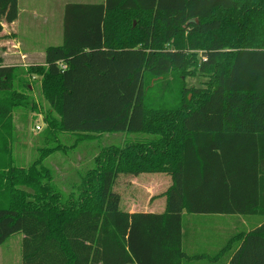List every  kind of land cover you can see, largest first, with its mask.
Returning <instances> with one entry per match:
<instances>
[{
	"label": "trees",
	"instance_id": "1",
	"mask_svg": "<svg viewBox=\"0 0 264 264\" xmlns=\"http://www.w3.org/2000/svg\"><path fill=\"white\" fill-rule=\"evenodd\" d=\"M3 16L17 18L18 0H0V33ZM172 73L207 80L175 93ZM38 76L45 141L78 137L39 149L26 168L14 155V113L39 109ZM126 132L143 136L103 147L68 192L55 181L51 156ZM157 173L173 180L166 211L121 210L117 178ZM184 211L260 216L217 257L232 250L230 264H264V0L68 3L63 43L42 66L0 58V246L21 232L24 264H183Z\"/></svg>",
	"mask_w": 264,
	"mask_h": 264
},
{
	"label": "rangeland",
	"instance_id": "2",
	"mask_svg": "<svg viewBox=\"0 0 264 264\" xmlns=\"http://www.w3.org/2000/svg\"><path fill=\"white\" fill-rule=\"evenodd\" d=\"M101 0H29L30 5H36V12H28L23 15L22 26L19 29L20 38L25 40L27 45H32L37 48L38 51H44L49 46L61 45L63 41V16H60L61 5L67 3H100ZM35 13V14H34ZM36 15V16H35ZM137 22H134L136 26ZM6 47L5 45L0 46ZM14 58H5L3 62L6 64L16 63ZM27 66H42L45 62L44 59L26 61ZM18 63V62H17ZM16 63V64H17ZM207 78L201 76H187L186 74L181 77V74L172 73L169 76L168 83L171 88H175V93L179 92L182 84L187 87L202 88L205 86ZM34 89L32 90V96L36 103L39 104L38 110H17L14 113L15 120V158L18 166L29 167L38 157L39 149L43 147H53L58 144L66 146H72L76 143L77 135L62 133L58 135L57 141L50 139L45 141V129L46 125L44 121V111L49 110L50 106L47 103L45 96L42 94L41 77L38 76L35 79L30 80ZM157 83L156 80L149 79L146 86H153ZM159 88L155 89L147 97V104L152 105L154 101L158 100L160 95L161 86L156 85ZM149 91V90H148ZM176 95V94H175ZM170 101V95L167 97ZM172 98V97H171ZM189 98L192 99V94H189ZM36 125H44L42 131H36ZM143 135L137 133H116V134H105L98 137L93 142H83L67 153H57L51 156L47 163L51 168L63 169V181L57 183L65 191L71 190L70 184L74 186L79 184L80 172L83 173L89 169L93 163V158L99 154L103 147L116 145L125 146L128 143L135 142L141 139ZM60 172H54L58 174ZM61 174H59L60 177ZM124 175H120L113 185L112 191L120 196V203L123 199L124 204L130 203L132 198L137 196L139 202H147L150 198L144 190V185L149 182L156 184V191L153 198H162L165 193L171 187L173 180L172 177L166 173L157 174H145L139 177L138 180L123 178ZM77 180V182H76ZM76 182V183H74ZM165 202V199H164ZM20 235H15L8 239L1 248L0 264H21L19 258H21L20 246L16 244L19 240Z\"/></svg>",
	"mask_w": 264,
	"mask_h": 264
},
{
	"label": "crops",
	"instance_id": "3",
	"mask_svg": "<svg viewBox=\"0 0 264 264\" xmlns=\"http://www.w3.org/2000/svg\"><path fill=\"white\" fill-rule=\"evenodd\" d=\"M102 2L104 0H101ZM100 2V3H102ZM68 4V3H67ZM89 4V3H85ZM60 16H63L64 23V9L65 5H61ZM37 6L30 5L29 0H18V16L14 21H8L5 16L1 18V23L3 31L0 33V46L5 45L6 47L0 48V58H14L16 63L3 64L8 66H15L18 68H27L28 65L26 61L44 59L46 48L44 51H38L35 46L27 45L25 40H22L19 36L20 28L22 26L23 15L30 12H36ZM35 14V13H34ZM36 16V15H35ZM63 35V32H62ZM63 43V41H62ZM62 45V44H61ZM57 46V45H55ZM59 46V45H58ZM50 47V46H49ZM13 59V60H14ZM15 122V120H14ZM45 125V124H44ZM43 125V126H44ZM14 154H15V148ZM52 168L53 172H60L55 175V181H63V169ZM59 174L60 177H59ZM124 175V174H121ZM139 176L133 175H124L126 179H139ZM149 182L144 185V190H146L149 199L147 202H139L137 196L132 198L130 203L124 204L123 199L120 203V209L128 213H137V212H149L162 214L166 211L167 198L164 195L162 198H153L156 191V184L152 183L150 178ZM59 183V182H58ZM165 199V202H164ZM185 222H184V252L187 251V258L183 260V264H230L231 259L228 258L227 251L223 255L218 256L221 250L227 244L229 238L236 234L240 228L245 227L247 232L255 230L262 225V220L260 216H239V215H203V216H192L188 215L185 211ZM234 233V234H233ZM19 240L16 242L21 249V258H19V263H23V252H22V242L24 234L21 232L15 233L10 236L8 239L15 235H20ZM7 239V240H8ZM6 240V241H7ZM2 246H0L1 251ZM228 254V255H227ZM1 257V252H0Z\"/></svg>",
	"mask_w": 264,
	"mask_h": 264
},
{
	"label": "built area",
	"instance_id": "4",
	"mask_svg": "<svg viewBox=\"0 0 264 264\" xmlns=\"http://www.w3.org/2000/svg\"><path fill=\"white\" fill-rule=\"evenodd\" d=\"M62 68L65 69L66 66L63 65ZM35 130H36V131H42V130H43V126H42V125H36V126H35Z\"/></svg>",
	"mask_w": 264,
	"mask_h": 264
}]
</instances>
